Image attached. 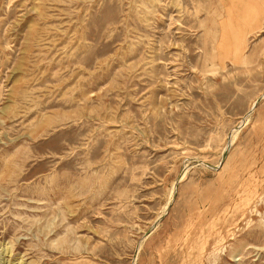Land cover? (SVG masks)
Listing matches in <instances>:
<instances>
[{
    "label": "rangeland",
    "instance_id": "374dc122",
    "mask_svg": "<svg viewBox=\"0 0 264 264\" xmlns=\"http://www.w3.org/2000/svg\"><path fill=\"white\" fill-rule=\"evenodd\" d=\"M263 8L0 0V264H264Z\"/></svg>",
    "mask_w": 264,
    "mask_h": 264
},
{
    "label": "bare ground",
    "instance_id": "6f19581e",
    "mask_svg": "<svg viewBox=\"0 0 264 264\" xmlns=\"http://www.w3.org/2000/svg\"><path fill=\"white\" fill-rule=\"evenodd\" d=\"M264 1V0H263ZM261 12H262V14H264V8L261 10ZM253 224V223H252ZM225 250V249H224ZM214 253V252H213ZM221 253V252H220ZM216 254H217V252H216ZM215 254V255H216ZM219 257V256H218Z\"/></svg>",
    "mask_w": 264,
    "mask_h": 264
},
{
    "label": "crops",
    "instance_id": "0c3cea01",
    "mask_svg": "<svg viewBox=\"0 0 264 264\" xmlns=\"http://www.w3.org/2000/svg\"><path fill=\"white\" fill-rule=\"evenodd\" d=\"M257 30V29H256Z\"/></svg>",
    "mask_w": 264,
    "mask_h": 264
}]
</instances>
